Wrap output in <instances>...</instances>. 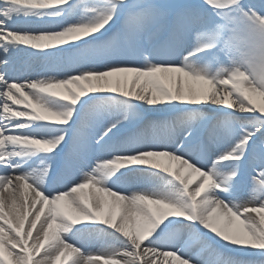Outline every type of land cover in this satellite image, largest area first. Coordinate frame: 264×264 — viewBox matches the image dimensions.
<instances>
[{
	"label": "snow or ice",
	"instance_id": "6c2138e0",
	"mask_svg": "<svg viewBox=\"0 0 264 264\" xmlns=\"http://www.w3.org/2000/svg\"><path fill=\"white\" fill-rule=\"evenodd\" d=\"M0 264H264V0H0Z\"/></svg>",
	"mask_w": 264,
	"mask_h": 264
},
{
	"label": "rangeland",
	"instance_id": "374dc122",
	"mask_svg": "<svg viewBox=\"0 0 264 264\" xmlns=\"http://www.w3.org/2000/svg\"><path fill=\"white\" fill-rule=\"evenodd\" d=\"M75 239V238H74Z\"/></svg>",
	"mask_w": 264,
	"mask_h": 264
}]
</instances>
